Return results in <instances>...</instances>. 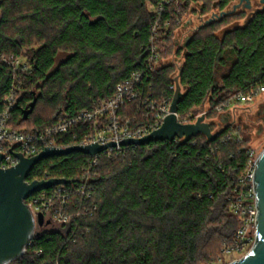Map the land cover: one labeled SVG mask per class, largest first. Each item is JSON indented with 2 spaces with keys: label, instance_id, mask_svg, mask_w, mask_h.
<instances>
[{
  "label": "trees",
  "instance_id": "trees-1",
  "mask_svg": "<svg viewBox=\"0 0 264 264\" xmlns=\"http://www.w3.org/2000/svg\"><path fill=\"white\" fill-rule=\"evenodd\" d=\"M234 2L1 0L0 108L16 83L11 127L41 132L64 114L113 97L119 84L142 72L138 96L118 112L137 128L173 100L170 86L182 68L180 120L194 122L206 112L216 133L225 110L250 105L237 96L264 85V9L216 17L186 46L177 34L190 14H221ZM153 50L158 59H151ZM10 56L30 66L17 82L3 61ZM42 106L50 113H41ZM247 130L235 124L214 140L198 134L132 145L119 156L101 152L97 164L80 151L43 158L27 181L67 180L46 190H68V220L37 233L14 263L213 264L241 225L231 200L243 190L250 161ZM67 139L81 143L79 127Z\"/></svg>",
  "mask_w": 264,
  "mask_h": 264
},
{
  "label": "built area",
  "instance_id": "built-area-1",
  "mask_svg": "<svg viewBox=\"0 0 264 264\" xmlns=\"http://www.w3.org/2000/svg\"><path fill=\"white\" fill-rule=\"evenodd\" d=\"M153 30H156V26ZM151 59H158L155 50H153ZM3 61L12 69L16 82L20 78L21 72H27L30 69L29 64L22 57H4ZM161 63L163 64L165 61H159L158 64L161 65ZM142 77V72L133 74L124 83L117 86V92L113 97L99 100L90 109L82 110L75 114H64L54 125L48 126L43 131L37 133L17 130L10 125L11 111L16 104L19 94L18 85L14 83L4 100L3 107L0 108V153L3 154L0 166L4 169L16 166L19 163V159L15 156L16 152L22 153L27 158H31L38 155L45 148L63 149L74 146L69 144L67 137L72 135L73 131L78 127L82 142L76 145L95 143L108 145L113 142L115 145L107 147L102 152L106 153L109 157L124 155L130 146L137 144L125 145L122 144V141L142 138L159 129L165 118L171 113L172 101L168 100L158 107L153 122L145 126L134 128L130 126V120L122 121L120 119L118 114L119 109L127 100L135 99L138 96L136 88L141 83ZM170 88L176 90V82ZM262 93H264V85L257 86L247 93L239 94L237 100L241 104H253L263 96ZM236 109V107H230L223 114L226 112L233 113ZM178 119L182 123H188L180 120L179 115ZM263 151L264 149L259 152L257 148L251 145L248 149L250 161L240 181L243 190L231 200V210L241 218V225L236 232L234 245L225 248L226 253H230L233 250H242L245 244H252L253 247L255 243L257 234L256 219L258 215L255 174L259 156ZM98 156L99 153L92 155L93 164H97ZM87 192L88 188L86 186L83 188L82 193L86 194ZM68 199V190L64 186H60L52 191H47L46 189L37 191L25 200L35 218L36 235L42 232L40 230L43 225L49 226L53 221L59 223L68 220L66 212ZM40 215L43 216L42 224L38 220ZM26 249L23 254L26 253ZM15 260L8 264H15Z\"/></svg>",
  "mask_w": 264,
  "mask_h": 264
},
{
  "label": "water",
  "instance_id": "water-1",
  "mask_svg": "<svg viewBox=\"0 0 264 264\" xmlns=\"http://www.w3.org/2000/svg\"><path fill=\"white\" fill-rule=\"evenodd\" d=\"M261 1L264 4V0ZM234 7V9L224 11L221 14H213L201 26L211 23L216 17H222L223 15L236 11L237 5ZM246 7L251 8V3L249 2ZM262 9H264V5ZM187 42H185V46ZM181 71L182 68H180V72L175 77L176 90L171 103V113L165 118L162 126L142 138L126 139L122 141V144H146L155 140H174L176 137L182 138L183 141H188L198 134H205L210 140H214L229 125H233L226 118L224 120L225 126L214 133L211 129L210 122L206 121V112L199 115L194 122L182 123L179 121V103L185 95L184 87L181 86L179 80ZM31 111L32 108L25 112V119ZM226 113L229 116L232 114L230 112ZM113 145L115 143L112 142L108 145L95 143L89 145H74L63 149L45 148L38 155L31 158H27L22 153L16 152L15 156L19 159V163L16 166L8 169L0 166V264H8L22 256L29 242L36 236L35 218L25 203V200L37 191L67 182V180L62 178L33 181L31 183L27 182L29 173L35 165L43 158L65 155L73 151L95 155ZM2 159L3 154L0 153V162ZM255 188L257 191L258 206L255 243L247 254L233 261L231 264H264V151L260 154L257 163ZM38 220L42 224L43 216L40 215Z\"/></svg>",
  "mask_w": 264,
  "mask_h": 264
},
{
  "label": "rangeland",
  "instance_id": "rangeland-1",
  "mask_svg": "<svg viewBox=\"0 0 264 264\" xmlns=\"http://www.w3.org/2000/svg\"><path fill=\"white\" fill-rule=\"evenodd\" d=\"M1 1V0H0ZM244 4H236L235 2L231 6L230 9H234L235 5H237L236 9H246L247 3L243 2ZM262 3V1H261ZM152 9V7L150 6ZM194 9L198 8V6L195 4ZM262 7L259 6H252L251 8L247 9V11L251 14L252 12L261 9ZM212 15L206 16V17H200L199 14H190V19L187 21L185 26H183L182 29L179 30L177 34V38L180 43H184L188 37H190L194 31L204 24ZM0 17H1V10H0ZM167 62V61H165ZM264 104V95L260 97L255 103L250 104V105H242L238 107L234 112L236 113V119H237V124H241L244 126L247 130L245 133V138H247L250 141V145L254 148H257V150L260 152L264 149V129L262 131H259V126L261 124V116L264 115H258L259 107ZM263 106V105H262ZM50 113V110L48 109L47 106H42L41 108V113ZM202 114V113H201ZM227 118L229 121L231 118L229 117H220L217 120L218 127L219 129L223 126H225L224 120ZM233 118V117H232ZM232 120V119H231ZM209 122L208 120H206ZM57 227L56 222H52L49 226L43 225L41 230L42 232L44 231H49L51 229H55ZM234 245V242L228 245L223 246L221 249V255L219 257V260L214 262L213 264H230L233 261L242 258L245 254H247L252 247V244H245V246L242 248V250H233L230 253L225 252V248L232 247Z\"/></svg>",
  "mask_w": 264,
  "mask_h": 264
},
{
  "label": "flooded vegetation",
  "instance_id": "flooded-vegetation-1",
  "mask_svg": "<svg viewBox=\"0 0 264 264\" xmlns=\"http://www.w3.org/2000/svg\"><path fill=\"white\" fill-rule=\"evenodd\" d=\"M248 1L249 0H235V3L238 5V4H244L243 2L247 3ZM249 2L251 3V6L256 5V6H259V7H263V5H264L263 3H261V0H250ZM247 4H245V5H247ZM262 105L259 107L258 115L264 114V104H262ZM230 118L232 120L230 119L229 123H233V124L237 123L236 113L235 112H233L231 114ZM263 129H264V115L261 116V124L259 126V131H262Z\"/></svg>",
  "mask_w": 264,
  "mask_h": 264
},
{
  "label": "crops",
  "instance_id": "crops-1",
  "mask_svg": "<svg viewBox=\"0 0 264 264\" xmlns=\"http://www.w3.org/2000/svg\"><path fill=\"white\" fill-rule=\"evenodd\" d=\"M247 9H249V8L246 7V9H244V10L247 11ZM187 39H188V38H187ZM223 116H225V117H229V118H230L231 115L229 116V115L226 113L225 115H222L221 117H223ZM224 119H225V118H224Z\"/></svg>",
  "mask_w": 264,
  "mask_h": 264
}]
</instances>
